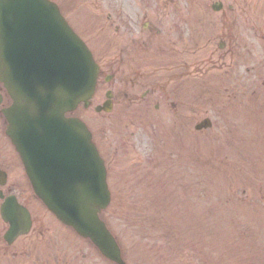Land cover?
<instances>
[{
    "label": "rangeland",
    "instance_id": "rangeland-1",
    "mask_svg": "<svg viewBox=\"0 0 264 264\" xmlns=\"http://www.w3.org/2000/svg\"><path fill=\"white\" fill-rule=\"evenodd\" d=\"M56 1L78 11L74 20L88 26L96 14L104 18L108 6L118 5L123 12L139 10L141 27L138 7L147 5L143 0ZM214 1L223 3L221 11L210 9ZM148 5L163 16L162 32L178 54L189 44L191 75L205 69L204 102L188 110V121L179 108L173 119L162 121L141 110L97 114L95 104L108 88L100 77L92 105H79L73 115L96 124L95 140L108 156L107 182L114 194L101 217L137 264H259L264 258V0H148ZM95 40L93 34L88 44L97 46ZM234 44L230 83L229 73L217 68L219 56ZM230 61L228 54L227 65ZM222 82L234 102L222 103ZM196 90L189 87L191 95ZM205 117L212 127L195 131Z\"/></svg>",
    "mask_w": 264,
    "mask_h": 264
},
{
    "label": "water",
    "instance_id": "water-1",
    "mask_svg": "<svg viewBox=\"0 0 264 264\" xmlns=\"http://www.w3.org/2000/svg\"><path fill=\"white\" fill-rule=\"evenodd\" d=\"M11 26L17 31L6 30ZM96 77L90 52L55 4L0 0V81L13 99L4 111L7 135L47 208L103 256L118 260L115 240L98 218L109 203L103 160L85 125L64 116L81 101L87 106ZM209 125L205 120L197 128Z\"/></svg>",
    "mask_w": 264,
    "mask_h": 264
},
{
    "label": "flooded vegetation",
    "instance_id": "flooded-vegetation-1",
    "mask_svg": "<svg viewBox=\"0 0 264 264\" xmlns=\"http://www.w3.org/2000/svg\"><path fill=\"white\" fill-rule=\"evenodd\" d=\"M145 4L138 7L143 12L141 27L137 21L139 10L123 12L121 6H108L113 12L107 11L104 18L96 14V22L90 26L78 24L74 13L64 15L65 8L61 5L59 11L85 43L93 34L97 37V46H89L94 58L102 61L98 63V79L104 76L108 87L97 105L106 103L112 110L146 108L166 118L168 109L181 108L188 121L190 82L199 88L204 79L199 70L191 75L194 65H190L188 45L183 48L181 58H177L158 29L163 24V16L156 9L153 11L154 6H149L148 0ZM94 28L100 31L94 33ZM107 29L113 30L110 36L105 34ZM98 38H103L104 43L100 44ZM109 54L117 57H106ZM142 82L148 86L142 88ZM199 98L193 101L196 107L201 105ZM11 103L0 83V264H137L129 261L132 258L123 245H120L121 260L112 262L104 258L88 240L79 238L71 227L58 221L34 194L19 155L6 134L8 122L2 110ZM6 201L9 214L4 219L1 207Z\"/></svg>",
    "mask_w": 264,
    "mask_h": 264
}]
</instances>
